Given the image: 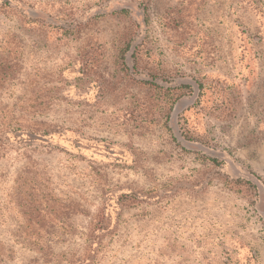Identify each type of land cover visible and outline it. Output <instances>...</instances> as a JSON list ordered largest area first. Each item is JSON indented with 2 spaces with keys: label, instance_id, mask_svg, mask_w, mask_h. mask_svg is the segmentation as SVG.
<instances>
[{
  "label": "rangeland",
  "instance_id": "rangeland-1",
  "mask_svg": "<svg viewBox=\"0 0 264 264\" xmlns=\"http://www.w3.org/2000/svg\"><path fill=\"white\" fill-rule=\"evenodd\" d=\"M11 4L32 16L0 12V45H24L0 98L68 130L0 159L2 264H68L124 191L141 199L97 264H264V0ZM148 73L160 92L128 75ZM146 95L163 113L133 127Z\"/></svg>",
  "mask_w": 264,
  "mask_h": 264
},
{
  "label": "trees",
  "instance_id": "trees-1",
  "mask_svg": "<svg viewBox=\"0 0 264 264\" xmlns=\"http://www.w3.org/2000/svg\"><path fill=\"white\" fill-rule=\"evenodd\" d=\"M11 1L3 0L0 3V12L6 15L17 14L22 18H26L29 11H26L18 4L12 5ZM29 14L31 15V12ZM23 50L24 45L20 39H16L15 34L7 35V39L0 45V94L3 90L13 86L14 82H11L20 73L23 64ZM91 62L93 63L94 59L91 58ZM133 72L138 74V66L134 61ZM128 75L136 83L142 85L148 84L155 91L160 92V89H162L153 73H148L150 79H137L131 74ZM24 90L26 91V87H24ZM154 94L158 95L159 93ZM178 97L179 94L176 98L170 97L171 101L167 110V119ZM41 105L42 103H39V107ZM28 106V97L26 96L16 98L12 104L6 103L0 98V159L8 157L14 149L19 150L31 147L37 142L42 144L49 143L54 135H63L68 130L58 124L35 119L33 114L28 112ZM40 109H43V107H40ZM155 110L163 113L160 105L153 102V99L149 95L136 98L133 101V106L124 111L125 122L134 123L133 127L144 129V126L152 123L153 119L148 120L147 117L150 113L153 114ZM76 142L79 143L80 140L76 139ZM141 196V193L133 191H124L117 197L115 193L107 192L104 206L90 216L86 230L82 233L84 236L82 252L78 256L75 255L68 260V264H97L106 245L105 239L113 237L117 232L118 219L122 208L136 205ZM2 255L3 251L0 247V264H2Z\"/></svg>",
  "mask_w": 264,
  "mask_h": 264
}]
</instances>
